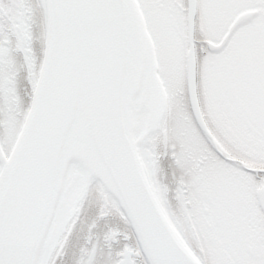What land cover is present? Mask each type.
<instances>
[{
    "label": "snow or ice",
    "instance_id": "6c2138e0",
    "mask_svg": "<svg viewBox=\"0 0 264 264\" xmlns=\"http://www.w3.org/2000/svg\"><path fill=\"white\" fill-rule=\"evenodd\" d=\"M0 264H264V0H0Z\"/></svg>",
    "mask_w": 264,
    "mask_h": 264
}]
</instances>
